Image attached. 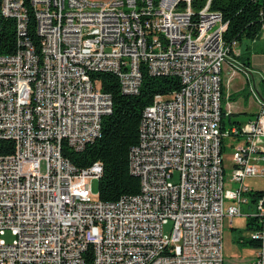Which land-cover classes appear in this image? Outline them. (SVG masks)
Instances as JSON below:
<instances>
[{
  "label": "built area",
  "instance_id": "1",
  "mask_svg": "<svg viewBox=\"0 0 264 264\" xmlns=\"http://www.w3.org/2000/svg\"><path fill=\"white\" fill-rule=\"evenodd\" d=\"M1 14L16 46L0 52V139L12 141L0 153V264H222L223 218L240 214L257 221L246 264H264V194L250 201L244 183L264 179V101L252 120L229 119L220 72L238 48L209 0L196 12L191 0H1ZM143 70L179 86L142 109L127 157L138 191L92 198L101 163L77 166L61 145L82 150L111 110L96 72L133 94Z\"/></svg>",
  "mask_w": 264,
  "mask_h": 264
},
{
  "label": "trees",
  "instance_id": "2",
  "mask_svg": "<svg viewBox=\"0 0 264 264\" xmlns=\"http://www.w3.org/2000/svg\"><path fill=\"white\" fill-rule=\"evenodd\" d=\"M204 1L191 0L192 9L196 12ZM209 8L218 11L225 21L223 38L226 42L233 41L240 45L243 40L255 39L261 32V24L264 22V0H209ZM26 33L33 41L35 49H38L39 36L34 29L32 18L27 21ZM15 46L14 20L3 16L0 10V52H12ZM228 56L232 60H238L242 67L249 66L248 47L244 46L238 52H230ZM95 76L100 80L101 89L111 96V110L101 118L99 135L82 150L74 151L63 143L61 151L77 166H86L94 160L101 163V172L96 180L97 195L100 199L109 201L121 194L138 191V177L129 171L127 157L129 148L137 141L142 109L151 101L154 93L175 89L179 86V81L174 75H152L143 70L138 91L127 94L120 90L114 73L101 71L96 72ZM222 94L224 95L223 87ZM229 119L231 120V117ZM11 150L12 141L0 139V153H8ZM262 193L264 194V188L252 189L246 195L252 201ZM244 217L246 229L257 225L256 217L248 215ZM237 241L253 247L258 245V242L248 235L238 238Z\"/></svg>",
  "mask_w": 264,
  "mask_h": 264
},
{
  "label": "rangeland",
  "instance_id": "3",
  "mask_svg": "<svg viewBox=\"0 0 264 264\" xmlns=\"http://www.w3.org/2000/svg\"><path fill=\"white\" fill-rule=\"evenodd\" d=\"M245 41L246 40H243L241 42L240 47H243ZM236 50L237 49L235 48V51ZM255 50L257 49H255L253 45L248 47L249 58L250 54L254 53ZM236 62L239 66L234 67L233 65L232 68L231 66H227L228 64L224 61L220 76L222 78L224 95L229 97L224 99L223 103L227 101V103L230 105V110L233 112L230 115L231 120H235L234 123L238 122L239 124L247 120H252L257 110L258 100L264 101V75L261 80L257 70L249 69L252 68L250 59L248 66L249 68L242 67L238 60ZM251 85H253V91H249V86ZM225 142L226 139H224L223 143ZM230 153L231 147L224 146V150L222 152L224 181L231 173ZM244 183L247 184L251 189L264 188V179L259 176L246 177L244 178ZM90 196L92 198L97 197L96 179L90 181ZM224 202H226V200H224ZM245 210L246 206L242 204L241 212L243 213ZM244 218L245 217L243 214L234 215L232 216L230 223L228 222L227 217L223 218L221 236L222 264H246L254 255L252 247L237 241V239L240 237H247L249 233V229L245 228ZM163 231L166 233V226H164ZM2 239L6 242L12 241L13 235L10 230H5L3 232Z\"/></svg>",
  "mask_w": 264,
  "mask_h": 264
},
{
  "label": "crops",
  "instance_id": "4",
  "mask_svg": "<svg viewBox=\"0 0 264 264\" xmlns=\"http://www.w3.org/2000/svg\"><path fill=\"white\" fill-rule=\"evenodd\" d=\"M251 45H253V47L257 50H255L254 53L250 54V60H251V65L252 68L249 69H255L259 72V77L262 80V77L264 75V31H261L259 33V35L253 39L251 42L249 41H245L243 44V47H251ZM238 47V51H241L243 47H240V45H237ZM225 62L228 64L227 66H232L234 65V67L239 66L237 64V62L235 60H232L230 57H228ZM226 65V64H225ZM226 67V66H225ZM228 68V67H227ZM250 246V245H248ZM253 248V253L255 251V247L250 246ZM253 257V256H252ZM223 263V260H222Z\"/></svg>",
  "mask_w": 264,
  "mask_h": 264
},
{
  "label": "bare ground",
  "instance_id": "5",
  "mask_svg": "<svg viewBox=\"0 0 264 264\" xmlns=\"http://www.w3.org/2000/svg\"><path fill=\"white\" fill-rule=\"evenodd\" d=\"M1 1V0H0ZM0 10H1V8H0Z\"/></svg>",
  "mask_w": 264,
  "mask_h": 264
}]
</instances>
